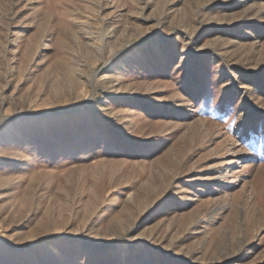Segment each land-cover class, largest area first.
<instances>
[{
  "label": "rangeland",
  "instance_id": "374dc122",
  "mask_svg": "<svg viewBox=\"0 0 264 264\" xmlns=\"http://www.w3.org/2000/svg\"><path fill=\"white\" fill-rule=\"evenodd\" d=\"M0 264H264V0H0Z\"/></svg>",
  "mask_w": 264,
  "mask_h": 264
}]
</instances>
